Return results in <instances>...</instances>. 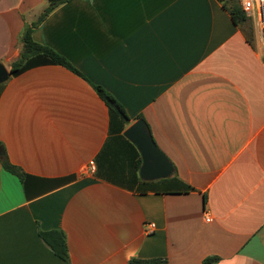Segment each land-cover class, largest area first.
Masks as SVG:
<instances>
[{
  "label": "crops",
  "instance_id": "1",
  "mask_svg": "<svg viewBox=\"0 0 264 264\" xmlns=\"http://www.w3.org/2000/svg\"><path fill=\"white\" fill-rule=\"evenodd\" d=\"M44 3L0 0L8 69ZM250 18L252 39L220 0H67L52 9L32 37L79 72L39 64L0 82V153L37 177L73 178L27 196L0 160V264H200L209 255L219 257L211 264H264V47ZM140 117L173 163L167 176L139 174L124 130ZM40 228L64 230L67 260Z\"/></svg>",
  "mask_w": 264,
  "mask_h": 264
},
{
  "label": "trees",
  "instance_id": "2",
  "mask_svg": "<svg viewBox=\"0 0 264 264\" xmlns=\"http://www.w3.org/2000/svg\"><path fill=\"white\" fill-rule=\"evenodd\" d=\"M67 0H45L44 6L38 15L30 22L27 23L22 30L21 40L22 47L19 56L11 62L10 71L11 74H17L31 66L47 63H60L68 66L79 72L62 54H60L53 47L40 43L33 39L32 30L33 28L57 5ZM223 6L230 13L233 21L241 26L245 31L247 38L252 39L253 23L251 18L244 12L239 0H220ZM100 97L106 102L110 111L114 114L121 116L125 121H127L128 115L122 106V104L106 90L103 86L99 84H94ZM140 116V115H139ZM0 160L4 168L16 174L21 180L24 190L27 196H31L36 192H41L43 190L51 189L59 184H62L71 178L73 175H66L62 177H37L32 175L20 166L12 163L6 153H0ZM141 159H138L137 164H140ZM42 181V187L37 190H31V181L33 180ZM191 187V186H190ZM39 235L41 238L50 246V248L59 256L64 259H68V247L66 235L61 228H50V229H39ZM219 257L217 255H209L202 259L200 264H211L216 261ZM127 264H168V260L163 256H150V257H140L132 256L128 259Z\"/></svg>",
  "mask_w": 264,
  "mask_h": 264
},
{
  "label": "water",
  "instance_id": "3",
  "mask_svg": "<svg viewBox=\"0 0 264 264\" xmlns=\"http://www.w3.org/2000/svg\"><path fill=\"white\" fill-rule=\"evenodd\" d=\"M11 74L0 62V82L6 80ZM124 134L136 145L141 155L139 174L142 178L151 179L169 175L173 170V163L167 154L155 142L149 126L144 118L133 121ZM2 150V145H0Z\"/></svg>",
  "mask_w": 264,
  "mask_h": 264
},
{
  "label": "built area",
  "instance_id": "4",
  "mask_svg": "<svg viewBox=\"0 0 264 264\" xmlns=\"http://www.w3.org/2000/svg\"><path fill=\"white\" fill-rule=\"evenodd\" d=\"M244 12L255 19L258 25V39L264 47V0H240ZM206 221L210 220L208 213L204 215ZM148 227H154V222L148 224ZM147 227L146 231H151Z\"/></svg>",
  "mask_w": 264,
  "mask_h": 264
}]
</instances>
